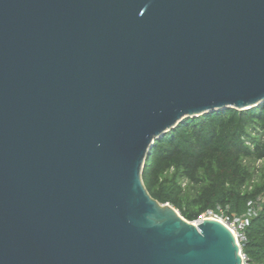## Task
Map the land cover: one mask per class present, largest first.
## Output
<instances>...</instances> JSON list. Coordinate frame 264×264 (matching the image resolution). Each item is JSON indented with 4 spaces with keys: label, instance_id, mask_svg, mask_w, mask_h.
I'll list each match as a JSON object with an SVG mask.
<instances>
[{
    "label": "water",
    "instance_id": "1",
    "mask_svg": "<svg viewBox=\"0 0 264 264\" xmlns=\"http://www.w3.org/2000/svg\"><path fill=\"white\" fill-rule=\"evenodd\" d=\"M264 102V0H0V264H244L147 192L181 121Z\"/></svg>",
    "mask_w": 264,
    "mask_h": 264
},
{
    "label": "trees",
    "instance_id": "2",
    "mask_svg": "<svg viewBox=\"0 0 264 264\" xmlns=\"http://www.w3.org/2000/svg\"><path fill=\"white\" fill-rule=\"evenodd\" d=\"M142 181L189 222L217 207L254 213L241 250L245 264H264V102L184 119L153 143Z\"/></svg>",
    "mask_w": 264,
    "mask_h": 264
},
{
    "label": "built area",
    "instance_id": "3",
    "mask_svg": "<svg viewBox=\"0 0 264 264\" xmlns=\"http://www.w3.org/2000/svg\"><path fill=\"white\" fill-rule=\"evenodd\" d=\"M252 215H254V213L249 211L246 216L232 217L229 214H227L224 209L217 207L216 209L206 210L194 221V223L195 222L199 223L204 219H213L224 224L234 234L236 241L240 247V254L243 263L245 264V257L242 254L241 248L243 243L246 241L245 229Z\"/></svg>",
    "mask_w": 264,
    "mask_h": 264
},
{
    "label": "bare ground",
    "instance_id": "4",
    "mask_svg": "<svg viewBox=\"0 0 264 264\" xmlns=\"http://www.w3.org/2000/svg\"><path fill=\"white\" fill-rule=\"evenodd\" d=\"M202 221H203V220H202ZM202 221H201V222H202ZM201 222H199V223H201ZM199 223H198V222H195L196 225H198Z\"/></svg>",
    "mask_w": 264,
    "mask_h": 264
}]
</instances>
